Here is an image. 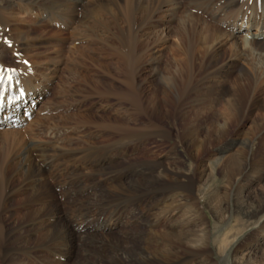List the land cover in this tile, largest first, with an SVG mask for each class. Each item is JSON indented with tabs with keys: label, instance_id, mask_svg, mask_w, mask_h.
Instances as JSON below:
<instances>
[{
	"label": "rangeland",
	"instance_id": "1",
	"mask_svg": "<svg viewBox=\"0 0 264 264\" xmlns=\"http://www.w3.org/2000/svg\"><path fill=\"white\" fill-rule=\"evenodd\" d=\"M120 5L121 11L114 14V19H110L109 31L104 30L105 33H102L108 39L107 43L96 41L93 36L89 37L90 34L78 41L66 34L69 40L60 53L55 48L39 51L40 55L44 54L43 57L50 58L49 68L53 70L51 80L45 84L46 91L40 94L38 89L39 99L34 116L30 119L32 121L45 116L40 121L43 127L40 128L42 125L39 126L37 122L33 128L34 133H37L36 138L43 141L53 135L57 146L67 150L81 147L84 155L91 159L84 161L83 195L75 194L74 187L64 193L57 189L55 193L47 190L42 203L31 202V184L24 185L22 191L15 195L21 181L17 177L13 178L7 192L13 200L4 205L0 218V264H13L2 261L1 257L12 252L13 258L22 264H51L52 255L49 251H35L34 254L30 250L34 243L43 239L45 233L41 226L45 223H60L74 235L69 256L61 253L53 257L61 260L62 264H160L162 260L168 264L186 258L194 261L193 264H264V250L259 249L263 242L259 241L261 230L258 225L263 215L252 219L246 214V209H241L239 189H242V181L228 183L215 161L217 157L223 156L227 146L235 139L233 136L236 135L237 140L241 141L249 129L256 127L258 102L264 100V51H256L255 54L241 46V42L235 49H228L227 45L222 47L214 54V66L226 65L224 75L205 82L203 73L196 69L191 81V93L181 105H176L168 91L172 78H166L174 75L169 67L174 58L172 53L175 47L172 42L190 37L198 44L203 24L208 20L207 23H217L219 28L220 24H228L227 14L213 22L206 13L190 5L184 6L197 17V32L192 31L188 22H185L186 28L189 25L187 32H178L177 22L172 23L167 30L170 42L162 49L161 45H153L156 31L161 29L157 18L146 20L141 13L132 16L128 1ZM217 30H213L216 36ZM40 32L37 31L38 34ZM4 41L5 45L10 44L9 39ZM183 43L181 61H185L186 51H189V42ZM73 46L82 47L71 50ZM198 48L193 49L195 65L202 61L203 56L201 51H197ZM25 60L22 59L27 66L29 62ZM242 67L251 72L250 85L245 82ZM185 73L175 84L179 85V92L187 84ZM220 84L227 91H236L240 99L245 103L249 101L255 109L249 110L248 114L243 111L237 121L230 123L227 136L216 142L212 138L220 130L210 128L211 125L202 129L200 125L195 135L197 139H205L210 134L209 143L203 152L191 151L187 134L194 112L209 103ZM210 91H213L212 94ZM252 97L253 100H250ZM48 103L52 105H45ZM220 106H223V101ZM220 106L216 107L217 110ZM205 117L210 118V115ZM260 132L259 135H262L263 131ZM75 158L68 157L62 164L55 160L53 165L56 168L52 167L42 180L51 186L58 181L65 182L61 173L56 176L59 173L57 171L67 167L68 160L73 161ZM97 161L103 162V165L95 166ZM79 163L74 161L75 166ZM90 183L94 186L88 187ZM175 184L198 188L194 195L186 196L188 202L180 211L181 215L189 211L185 216L189 220L197 219L190 221L194 230H205L207 233V247L195 251L198 258L187 252L189 244L186 241L176 243L173 240L168 242V246H161L146 237L155 233L158 239L166 238L162 232H166L168 220L155 212L158 210L153 206V196L163 190L168 193ZM257 187L249 191L250 196L261 191L262 186ZM206 192H211V198L213 193L217 194V200L222 203V214L218 215L213 210L210 196H202ZM55 203L57 208L54 209ZM38 215L47 218L43 223L28 226ZM156 219L160 221L158 224ZM81 225L84 229L79 228ZM32 228L35 229L33 235L25 233ZM19 237H24V241ZM6 246L10 248L5 249ZM22 246L26 251L20 252ZM59 249L67 252L65 247Z\"/></svg>",
	"mask_w": 264,
	"mask_h": 264
},
{
	"label": "bare ground",
	"instance_id": "2",
	"mask_svg": "<svg viewBox=\"0 0 264 264\" xmlns=\"http://www.w3.org/2000/svg\"><path fill=\"white\" fill-rule=\"evenodd\" d=\"M126 1L130 4L129 13L132 14V16L141 13L146 20L157 18L159 23L158 27L161 29L156 31L153 45H161L162 49H164V46L170 42L167 30L169 29L168 26L172 23L177 22L178 32H187L186 29L189 25L194 33L197 32V17L191 14L190 10L187 9L188 7L185 9L184 6L186 7V5H190L193 6V9L206 13L213 22H217L221 16L223 17V15L227 14L225 17L226 20H228V24H220V29L216 26L217 23L212 25V23H207L208 20L205 22L206 24H203L204 27L202 26L203 28L200 30L202 31V35L199 37L200 42H197L198 44H195L193 38L190 37L185 40L175 39L172 42V45L175 47L172 53L174 58L172 56L173 64L169 67L174 71V75L170 78H168L169 76H166V78L169 80L172 78L168 91L173 97L176 105H181L184 98L191 93V81L196 69L203 73V76H201L205 82H209L224 75L226 65L218 67L214 66L216 65L214 54L222 47H226L227 45L228 49H235L239 46L238 42H241V46L243 45V47L252 50L254 53L256 51H264V0H0V218L2 216L4 205L13 200L12 196L7 192L10 190V182L12 183V180L15 177L21 181L18 183L19 186L15 190V195L22 191L21 188L24 187V185L30 183L31 202L42 203L47 190H51L55 193V190L57 189L64 193L67 192L69 188L74 187L75 190L73 191H75V194L80 193L83 195L85 190L84 161H87L90 157L84 155V150L81 147L72 150L70 148V150H67V148L57 146L56 139L53 135L48 136L43 141H39L36 138L37 133L35 134L33 130L37 122L39 126L43 124L40 121L45 117H39L40 119H36L38 121L35 119L32 121L30 120L33 118L32 116H34L36 109L37 98L39 97L38 89L41 92L40 94H43L46 91L47 86L45 84L47 81L51 80L52 77L50 74L53 70H50L49 68V64L51 63L48 59L50 58H48V56L43 57L44 54L40 55L41 52L39 51L44 48L47 49V51L49 48H55L56 50H59L60 53L62 48H64L63 45L69 40L66 34H69L71 36L70 38L77 39V41L84 38V36H87V34H90L91 36H88H93L96 41L107 43L108 39L103 37L102 33H105L104 30L107 32L109 31L108 27L110 25V19H114V14H118L121 11L120 8L122 6L120 4ZM178 15L179 17L177 18ZM201 17L203 16L201 15ZM166 18L167 21H164ZM185 22L189 23L187 28L185 27ZM216 28H218V30ZM36 30L41 31L40 34H38ZM213 30H217V36L213 34ZM240 31L241 34H239ZM5 39L10 40L9 45L4 44ZM184 41L189 42V51H186L185 61H181V47L185 46V43H183ZM81 47L82 46H73L71 50L80 49ZM196 47H199L198 50L196 49L198 52L201 51L203 53L202 61H200L198 65H195L194 63L195 56L193 49ZM59 53L55 52V54ZM13 55H16L15 58H12ZM18 58L20 59L19 61H17ZM23 58L26 59V63L29 62L27 66H25V63L22 61ZM184 71H186L185 78L187 84L184 90L182 89L183 91L181 90L179 92V85L175 84H177V80L182 77ZM250 73L245 67H242V74L248 85L252 82V75H250ZM163 81L165 82V80ZM11 88H15L14 91L11 94L5 95V90ZM249 88L250 87L247 89ZM216 90V93H213L214 97L212 96L213 98H211L209 103H206V106H203L198 110L196 109L194 112L189 133L187 131L191 151H197V153L203 152L206 150L205 147L209 143L210 134L209 136L206 135L207 138L205 139H197V132L195 133V130L198 129V127L200 128V125L201 128L211 125L210 128L216 127L220 130L212 138L214 142H216L227 136L230 123L237 121V118H240L243 111L244 113L246 112L245 114H248L249 110L255 109V107L252 106V103L249 101L245 103L243 99H240L236 91H227V89L221 84L218 85ZM212 92L210 94H212ZM12 94H15L14 97L19 96V99L10 104L11 102H9V98ZM21 95H23V98ZM250 100H253V97ZM222 101L223 106H220ZM50 104L51 103L45 105ZM218 105L220 108L217 110L216 107ZM258 105L259 116L255 119V121H257L255 123L256 127H254V129H249L247 134L245 133V138L241 141L237 140L236 135L233 136L235 139H233L227 146L223 156L217 157L215 161L216 166L220 167L221 174H224L228 179V183L231 184L239 182L240 180L242 181V189H239L241 191L239 203L241 209H246V214L249 217L252 216V219L263 215L260 218L258 225L260 226L259 230H261V239L259 241L263 242V245H260L259 249L264 250V100L262 102L259 101ZM206 115H210V118H206ZM3 116L7 117V120H3ZM183 124L184 123H182V125ZM42 127L43 125L40 128ZM260 131H263L262 135H259ZM68 157H76V160H68V163L71 165L68 164L69 166L62 167V169L57 171L59 173L56 175L58 176L61 173V178L65 179V182L63 181L62 183H59L58 181L51 186L47 184L46 181L44 182L42 180L46 177V174L52 167L56 168L54 167L55 165H53L55 160L61 161L62 164ZM74 161L80 162L81 164L79 163L80 165L75 166ZM95 164H97L95 166H102L103 162L101 163V161H97ZM41 181H43V183ZM93 183H90L88 187L94 186ZM256 187H261V191L255 196H250V190L252 188L256 189ZM197 191L198 188L192 185L183 186L175 184L168 193L164 190L155 193L153 196V206L158 210L155 212H158L159 215L164 216V218L168 220V224L165 228L166 232H162L166 238L158 239L155 233H150L151 235L149 234V237L146 235L147 239L154 241L161 246H168V242L173 240L176 243L186 241L189 244V250H187V252L198 258L195 251L207 247V233L205 230H194L195 228H193L191 224L192 222L190 223V221H196L197 219L189 220L186 218L185 216L186 214L188 215L189 211L187 213L186 211L183 212V215L180 214V211L183 210V207H185V204L188 202L186 196L188 197L190 194L194 195V192ZM210 194L211 192H206L202 196H210L211 198ZM212 195L211 202L214 204L213 210L216 214L220 215L223 212L222 203L220 200H217V194L213 193ZM73 202L74 201H72V203ZM56 204L57 203L53 204L54 209L57 208ZM192 204L194 205L195 203ZM42 217V215H38L31 222L26 224L28 226H34L43 223L47 216L45 218ZM156 220V224H158L160 221L158 219ZM81 227L82 225L79 228ZM41 228L45 234H43V239L41 238L40 242L34 243V246L31 247L32 249L30 248L31 253L36 254V252L49 251L52 255L50 263L62 264L61 260H57V258L53 257L61 253H64L65 255L70 254L69 251L73 244L72 236L74 235L68 232L67 226L60 225V223H45ZM41 228L36 231L41 230ZM34 232L35 229L33 230V228L32 230L25 231L26 234L30 233L31 235H33ZM10 234L11 232L9 235ZM22 238L24 237H19L21 241H24ZM30 242L32 243V241ZM61 247H65L67 252H62L61 249H59ZM8 248L10 247L6 246L5 249ZM62 249L64 251V248ZM19 250L20 252L26 251L24 246L20 247ZM12 253L11 255H2V261L6 263L12 262L13 264H22L20 261L13 258L14 254ZM193 263L194 261L186 258L184 260L176 259L168 264ZM160 264L167 263L162 260L160 261Z\"/></svg>",
	"mask_w": 264,
	"mask_h": 264
}]
</instances>
